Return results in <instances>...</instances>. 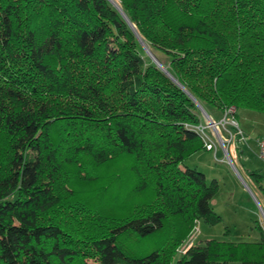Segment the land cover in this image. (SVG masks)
<instances>
[{
  "label": "trees",
  "instance_id": "1",
  "mask_svg": "<svg viewBox=\"0 0 264 264\" xmlns=\"http://www.w3.org/2000/svg\"><path fill=\"white\" fill-rule=\"evenodd\" d=\"M116 1L126 18L110 0H0V264H264L258 224L256 242L174 257L196 221H221L216 182L181 165L207 150L205 117L136 35L213 119L264 114V0ZM117 168L128 211L85 219L78 243L54 212L75 215L77 185L106 189ZM131 237L154 242L124 247Z\"/></svg>",
  "mask_w": 264,
  "mask_h": 264
},
{
  "label": "rangeland",
  "instance_id": "2",
  "mask_svg": "<svg viewBox=\"0 0 264 264\" xmlns=\"http://www.w3.org/2000/svg\"><path fill=\"white\" fill-rule=\"evenodd\" d=\"M226 108H233L236 111L238 123L246 138L243 144L244 151L239 149L236 143H231L235 148L233 153L232 150L231 154L229 152L231 159L229 160L226 156L228 151L225 149H230L231 144H227L225 138V140L222 137L217 138L216 134H212L213 141L217 144L215 155L213 150H200L188 156L181 163L183 168H196L203 172L207 183L216 182V192L210 205L221 217V221L215 224H207L202 220L196 221L194 229L177 247L175 258L183 255L190 246L200 244L206 239L256 242L260 238L256 224L264 232V185L260 187L250 175L252 171H257L264 177V162L257 156L256 144L257 137H264V114L247 109L235 110L232 106ZM125 163L126 161L122 160L120 162L121 166ZM118 172V179H114L106 189L104 187L101 189V186L105 184L103 181L78 184L76 190L81 194H77V197L84 196L86 199L75 215L66 205H62L54 212L67 232L78 243L83 236L82 232L86 230L85 219H91L97 223L104 222V218L125 215L128 211L126 207V200L129 198L128 179L124 180L127 174L123 170L120 179L122 172L119 169ZM87 196H90L89 200ZM136 197L134 194L132 201ZM150 242L153 243L154 238L140 240L131 237L127 238L123 244L124 247L133 245L145 251L148 249L146 243ZM85 261L87 264H100L95 257H87Z\"/></svg>",
  "mask_w": 264,
  "mask_h": 264
},
{
  "label": "built area",
  "instance_id": "3",
  "mask_svg": "<svg viewBox=\"0 0 264 264\" xmlns=\"http://www.w3.org/2000/svg\"><path fill=\"white\" fill-rule=\"evenodd\" d=\"M234 113L235 111L233 108H226L220 119H213L210 115H208L209 117L204 118L205 121L203 123L194 127V129L201 134L205 148L209 151L213 150L214 155L216 154L217 144L213 141L212 134H216L217 138H225L226 140H224L225 142L227 141V144L236 143V146L239 142H242L245 139L236 119L234 118ZM223 132L226 134L225 136L223 135ZM256 143L258 149L257 156L262 162H264V138L257 139ZM229 147L230 149L228 150L224 149L225 151H228V153L226 152V156L229 160H231L229 156L231 154V150L233 153L235 147L233 144Z\"/></svg>",
  "mask_w": 264,
  "mask_h": 264
},
{
  "label": "water",
  "instance_id": "4",
  "mask_svg": "<svg viewBox=\"0 0 264 264\" xmlns=\"http://www.w3.org/2000/svg\"><path fill=\"white\" fill-rule=\"evenodd\" d=\"M110 2L114 5V3L110 0ZM115 6V5H114ZM116 7V6H115ZM120 12L121 14L125 17V14L121 11L120 7H116ZM126 18V17H125ZM129 22V21H128ZM130 26L133 28L134 30V27L131 23H129ZM134 32H136L134 30ZM136 35H137V38L140 42V44L143 46V48L145 49V51L147 52V54L151 57V59L166 73L170 76V78L175 82L177 83L193 100V102H195L197 108L200 110V112L203 114V116H205V118H208V114L207 112L205 111V109L201 106V104L191 95L189 94V92H187L178 82L175 78H173L169 73L168 71L161 65V63L159 62V60L155 57V55L149 50V48L145 45V43L143 42V40L139 37V35L137 34L136 32Z\"/></svg>",
  "mask_w": 264,
  "mask_h": 264
},
{
  "label": "bare ground",
  "instance_id": "5",
  "mask_svg": "<svg viewBox=\"0 0 264 264\" xmlns=\"http://www.w3.org/2000/svg\"><path fill=\"white\" fill-rule=\"evenodd\" d=\"M111 1L114 3V5H115L116 7L119 8V4H118V2H117L116 0H111Z\"/></svg>",
  "mask_w": 264,
  "mask_h": 264
},
{
  "label": "crops",
  "instance_id": "6",
  "mask_svg": "<svg viewBox=\"0 0 264 264\" xmlns=\"http://www.w3.org/2000/svg\"><path fill=\"white\" fill-rule=\"evenodd\" d=\"M258 138V137H257Z\"/></svg>",
  "mask_w": 264,
  "mask_h": 264
}]
</instances>
